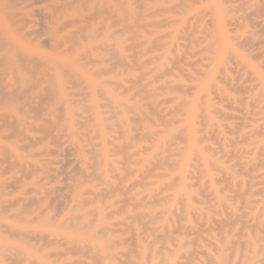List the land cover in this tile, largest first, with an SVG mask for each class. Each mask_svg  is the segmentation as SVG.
Listing matches in <instances>:
<instances>
[{
    "label": "bare ground",
    "instance_id": "6f19581e",
    "mask_svg": "<svg viewBox=\"0 0 264 264\" xmlns=\"http://www.w3.org/2000/svg\"><path fill=\"white\" fill-rule=\"evenodd\" d=\"M158 1L160 2L162 0ZM131 2V0H0V133H4L1 134L0 140L8 139L10 141V139H12L16 141L18 144V146H16L17 151L22 153L20 156L23 161L22 166H20L22 168V171H20L22 178L20 177L21 180H17L22 182V179H30L38 189L37 192L34 193V198L29 200V204L22 205L19 210H26L25 214H27V210L30 212V210L33 209L39 221V230L34 235L35 240L31 241V238L28 239L24 237L25 234H21V238L30 240V242L36 241L40 245L49 248L48 258L51 260L47 262V264H264V196L261 195L263 198L261 197L262 199L258 202L250 201L249 203L245 201L246 199H241L243 195L246 194H236L235 196L244 201L240 203V205H242V208L240 207L241 209H248L246 206L248 204L255 205V207L248 209L249 212L245 213V210L243 212L239 210L240 208L238 209V207L233 206L230 203L231 201L228 202L220 197L218 190L213 188V183L211 181V201L215 208V212H211L212 214L214 213V216L212 217V214L204 213L203 209H197L191 204L195 199L192 198L191 200L189 192L194 185L189 184L188 181L191 179V172H193L190 171L193 167L192 158L195 154L199 153V151H197L195 134L191 130L195 121L194 110L186 113L187 117L185 122L190 120L189 123L191 124L187 126L186 133L183 131L182 133L180 129L170 130L167 133L164 131L150 132V134L147 135L148 137L145 136L146 133L141 137L135 136L138 135L136 133L133 136L138 137L140 140L138 138H132L134 140L141 141L146 137V141L149 142L148 139L150 137L156 139L155 145L152 148L133 152L134 144L130 143L132 142L131 134L136 131V129L134 130L131 124L135 122L142 124L146 121L150 124V121H154L150 117L152 116L151 112L160 111L159 109H155L161 105L157 106L155 103L153 105H148L145 103L150 107L146 110L144 108L145 104L137 105V108L130 104L133 96L125 100L119 98L132 91L130 87L126 86L128 84H130V86L132 85L133 89H135L142 88V86L146 88L145 85L153 83L149 80L151 83L147 82L145 85L141 84V79L147 77V75H149L148 72H145L146 70L144 71V69H140L141 72L139 76L134 74V71L138 72V70L133 68L135 65L133 64V59L129 61L126 60L127 57L125 58L123 55L124 49L121 40L118 39L119 32L132 36L131 34H136L141 32L142 29L144 31L147 28L142 25L143 17L141 14H138L137 11H134ZM134 2L135 1H133V3ZM138 2H140V0ZM188 2H190L188 4H190L191 8L192 2L189 0ZM223 2H225V0H223ZM226 2L230 1L227 0ZM179 3L180 5L183 4L181 2ZM37 5L40 6L37 7V10H34V7ZM135 5L136 3L134 6ZM182 7L180 6V8ZM186 7L188 6L186 5ZM135 9L141 11L140 8H136V6ZM173 9L174 8H172V10ZM162 12L168 11L163 10ZM35 15L38 20L33 21L32 18H34ZM151 17L152 15L150 18ZM201 19L204 20V18ZM241 19V21H244V18ZM200 21H198V23ZM210 22L212 21L210 20ZM164 23L163 21V23L160 24ZM171 23L173 22H166L165 24L172 26L176 25V23ZM212 24L213 23H211V26ZM206 26L208 27L207 23ZM206 26L205 29L207 28ZM257 26L258 25H256V27ZM143 27L146 28L144 29ZM116 28L120 29L119 32ZM210 28L209 24V28L207 29L209 30ZM254 35L252 33V36ZM216 37L215 35L214 38ZM134 38L136 39L137 37ZM129 40L131 39L129 38ZM129 40L127 39L126 41L129 42ZM157 40H159L160 43L162 41L159 38ZM157 40L153 42H157ZM217 42L218 40L215 41V43ZM154 44L156 47L159 45L158 43ZM195 44L197 43L195 42ZM262 44H260V46ZM214 46H218V44ZM152 47L153 46H151V48ZM165 47L163 48L165 49ZM211 47L210 45V48ZM132 49L134 48H131V50L127 49L126 52L134 51ZM149 49L148 51H150ZM166 49L169 50V48ZM172 50L171 54L174 52L172 57L174 56V59L177 61L175 48ZM211 50L212 48L208 51L210 52ZM166 52L168 53V51ZM144 55L145 54H142V56ZM134 57H136V55ZM159 58L161 59V57ZM138 59L139 58H136V60ZM156 59L158 60V58ZM181 60L183 59L181 58ZM169 61L172 64V58ZM145 63L147 64L148 61H145ZM150 63L149 61V64ZM173 63L176 64V62ZM177 63L176 65L178 68L179 60ZM180 64L182 65L183 63L181 62ZM138 66H141V63H139ZM148 66L145 67L147 68ZM117 68H122V70L115 71ZM222 71H219V75H221V73L222 75L224 74ZM163 73L162 75L167 76L169 72L166 74ZM230 73L235 74V72ZM108 76L112 78L104 79ZM197 76H199L198 73ZM202 76L199 77L201 78ZM223 76L225 77V75ZM157 77L158 76H156V78ZM218 79L220 80V78ZM218 79H216V81ZM258 81L261 85V81ZM145 88L142 89L144 90ZM175 88L173 90L170 88V90L174 92ZM233 90H231V92H234ZM150 91L152 93V90ZM238 91L240 92V89ZM135 92L139 93L137 90H135ZM136 93L135 95L138 96ZM144 95L147 96L146 94ZM187 95H189V93ZM149 97L152 98V94ZM141 98L139 100L144 99ZM258 98H260V101L259 99L257 102L255 100L254 104L256 102L263 105L261 119L263 123L260 128L264 131V90H262V94L260 92ZM145 99L143 101H147ZM170 101L169 103H172L175 100ZM179 105H181V103ZM181 106L176 108L179 110ZM184 106L185 104L183 102L182 107ZM206 106L209 107L210 104L208 103ZM135 109L139 111V114L134 115V113H132ZM3 110L7 112H2ZM174 111L177 112V110ZM174 111L171 113H174ZM160 113L157 115L160 116ZM129 114L134 116L129 117ZM155 115L156 114H153V116ZM202 115L200 114V117H202ZM159 116L156 118L161 122L163 117L159 119ZM184 116L182 115V117ZM205 116L206 115H204V117ZM200 117H198V119L203 120L204 117ZM205 118L204 122L206 121ZM241 120L243 121V119ZM179 121H172V124L176 125ZM162 122L164 123V121ZM251 122H253V120ZM168 124L167 122V125ZM197 124L198 123H196V126ZM138 126L140 125L138 124ZM138 126L135 125V127ZM141 128L146 130L144 126H141ZM164 128L166 127L164 126ZM252 135H247V137H251ZM176 140L183 142L182 146H176L175 144V148L172 150V154L175 155L176 158L170 159L172 156L168 155L170 153V151H168L169 145L167 146L166 144V149L168 150L165 154L169 152L167 156L171 157L169 159L165 157V161L163 162H166V164H163V162L161 164L162 166L164 165L171 168L172 174L153 176V172H150L152 170L148 169L149 173L147 171L144 172L146 179L152 178L159 180L168 178L169 180L166 182L165 189L166 187L169 189V194L159 199L153 198L157 203H155L153 199H146V196L143 199L136 195H132V197L125 199L130 192H128L127 195H125L126 193H121V196L125 195L124 198H120V194L117 195L119 192L117 190L118 185L115 186L114 179H121L122 173L119 172L117 174L116 171L113 170H116L115 166L117 164L119 165L118 162H120V160L124 166L125 164L123 161L127 162L134 157L138 158L137 155L143 154V151L144 153L145 151L153 152L160 145ZM243 141H245V139ZM257 144L263 146L264 150V134L262 140L259 143L257 141ZM170 146H173V144H170ZM37 147L39 148L36 149ZM159 149L161 150V146ZM71 152L78 156L76 165L71 171V175L69 174L71 179L74 180L73 186L68 187V185L66 186V184H64V187H66L64 190L62 189L63 192L68 187V193L66 192V194H70L67 200L66 198L64 199L66 200V206L63 205L66 207H64L65 212L61 214L58 211L61 215L57 213L52 215L49 213V209L52 210L50 207H52V202L55 204V198L53 199L54 201L52 200L49 203V206L47 199L50 193L51 195L52 193H56L55 191L51 192L52 189L51 191L46 190L49 192L46 193L45 185L42 181L53 178L51 177V173L54 172V170L51 166L54 165L55 162L52 158L60 157L63 154H70ZM261 153H259V155H261ZM6 154V147L0 145V163L4 160L3 164L7 163L8 166V160L13 157H6ZM249 154L248 156H255V152L252 154L250 151ZM20 156L14 157L15 162L21 159ZM65 157L62 156L60 158ZM240 157L242 158V156ZM257 157V160H259L260 157ZM262 157L264 160V154ZM67 158L65 159L67 160ZM253 158L255 157L246 160L249 163L254 160ZM152 159H154V157ZM239 159L237 160L239 161ZM139 161L140 160H138V162ZM200 161L193 162L197 163V165L198 162H200L201 166H208L210 164L212 168L210 161L203 157L200 158ZM15 162L13 165L11 164V166L9 164V168L6 167L11 171L14 170L13 167L15 166ZM58 163H56L57 166L62 162ZM71 163L73 164V162ZM127 163L126 166L128 165V167H130L131 162ZM243 165L244 164L241 166ZM133 166H137V164ZM151 166L153 167V165ZM201 166L198 165V167ZM239 166L240 165L235 167ZM246 166L247 165H245V167ZM17 167L19 166L16 165L14 168L17 169ZM62 167L64 168L65 166ZM62 167H59L57 171L60 168L62 169ZM7 168H5L4 172H8L6 171L8 170ZM61 169L60 171L63 170ZM124 170H126L125 166L122 171L124 172ZM249 170L248 172H250ZM128 171L129 170L125 172ZM198 171L200 172L199 175L204 173L199 169ZM125 172L124 175L126 174ZM22 173L28 178L26 176L23 178L24 176ZM113 173H115V175ZM135 173L136 172H134V174ZM130 175L132 176L133 174H129V176ZM144 176L140 175V181L136 182V184L143 183V185L146 186V184H144L146 180L143 182L145 179ZM70 177H66L67 180L63 177L65 179L64 181H68ZM124 178L126 177H123V179ZM92 180L93 182L96 180L95 184L98 181L99 184H93L90 188L83 187L86 182H92ZM122 180L119 181L122 182ZM198 180L201 181V179ZM227 180L229 181V178L226 179V181ZM18 181L16 183H19ZM121 182L120 184H122ZM16 183L6 184L7 188L13 189ZM248 183L250 185V182ZM154 184L155 183H153V185ZM122 185L121 187L124 188ZM149 185L152 184H148L146 187H149ZM249 185L247 187H250ZM233 186L238 187L239 185L233 184ZM1 187L0 185V188ZM136 187H140L141 189L145 188H142L139 184L138 186L136 185ZM136 187L134 185L133 189ZM69 188H72V190H69ZM118 188L123 191V188ZM130 188L131 187H129V189ZM127 189L128 188H126L125 192H127ZM160 190L164 192L161 188ZM29 191L24 195L34 192L33 190H31L32 192ZM262 191H264V189L261 190V192ZM0 192H2V190ZM246 192L248 193V191ZM258 193L256 191V194ZM156 195L158 196V192ZM246 196L250 197L251 195L249 194ZM238 198H236V200ZM208 199H210V197H208ZM204 200L206 201V198H204ZM204 200H202V203H204ZM18 202L19 201L13 202L12 204L9 203V206L5 208L4 204L0 201V214L5 213L4 209L8 210L7 208L9 207L17 206L18 204L16 203ZM196 202L197 200H195V204H199L201 201L199 203ZM158 203L163 204V208L161 210L153 209L152 207L156 206L155 204L158 205ZM202 203L201 205H203ZM206 204L210 206V203L208 204L205 202V206H207ZM57 205L61 204L57 203ZM205 206L203 208H205ZM138 210H141V212H137ZM238 210L240 213L242 211L244 214H237ZM215 216L218 217L215 218ZM17 217L19 216H16V220H18ZM19 218L22 219L21 216ZM191 218L204 220V222L201 220L200 223L194 222L200 224L198 228L202 232H198V228L191 222ZM35 221L36 220L32 221V223H35ZM0 229L3 230L2 232L0 231V238L4 233L8 234V232H11L8 227L0 226ZM18 233L14 232L12 235H8L12 239L17 238V236H12L19 235L20 233ZM198 233H205L206 236H199ZM36 242L34 243L38 244ZM5 248L6 247L0 245V264H3ZM18 257L15 256V259ZM23 260L18 261L17 259V261H12L19 263L23 262ZM7 261L12 262L9 259Z\"/></svg>",
    "mask_w": 264,
    "mask_h": 264
},
{
    "label": "rangeland",
    "instance_id": "374dc122",
    "mask_svg": "<svg viewBox=\"0 0 264 264\" xmlns=\"http://www.w3.org/2000/svg\"><path fill=\"white\" fill-rule=\"evenodd\" d=\"M131 1H132L131 2L132 8L134 9V11H137L138 14H141L143 17L142 25L147 27V28L143 27L144 29L146 28L144 31L142 29V31L145 33V35L142 31L138 32L136 34L134 33L135 36H134V34H131L132 36L137 37L135 39L134 37H132L128 34H125V33L123 34V32H119L120 29L116 28V30H118V32H119V34H118L119 38L118 39L121 40L122 47L124 49L123 55L125 58L127 57L126 60L129 61L130 59L131 60L133 59V64H135L133 66V68L138 70V72L134 71V74L139 76L140 72H141L140 69H144V71L146 70L145 72H148L149 75H147V77H144L143 79H141L142 80L141 84L145 85V84H147V82L148 83L150 82L149 80H151V82H153V83L150 82L151 83L150 85H148V84L145 85L146 88L142 86V88H145L144 89L145 91L140 86L139 87L141 88V90H140V88L133 89V86L132 85L130 86V84H128L126 86L130 87L132 89V91L128 92L127 94H124V96H120L119 98L121 100H125L126 98H128V97L131 98V96H133L130 104L134 107L136 106L135 108L138 107L137 105H144L145 103H147L148 105H153L154 103L157 104V106L161 105L155 109V110L159 109L160 111H153L154 113L151 112L152 116H150V117L154 121H150V122L152 124L154 123L155 125L154 124L152 125L151 123L149 124L148 121H146L142 124L138 123V122L131 124V127L134 128V130L136 129V131L133 132L134 134L133 133L131 134V139L132 138L137 139L138 137L143 136L145 133H146L145 136H147L148 134H150V132H155V131H164L165 133H167L170 130L180 129L181 132L183 131L186 133L187 126L191 125L189 123L190 120L188 122H185L186 117H187L186 113L194 110L195 121H194V125L192 126L191 130L195 134V138L197 140L196 141L197 149H198L197 151H199V153L195 154L192 158V166L193 167L190 169V171H193L194 173L191 172L192 173L191 179L188 182H189V184L194 185L191 188V191L189 192L191 195V200H192V198H194L195 200H197L198 203L200 201L201 202L199 204H195V200H193V202L191 203L193 205V207H195L197 209H203L204 213L212 214L213 211L215 212V208H214L212 201H211L212 200V196H211L212 191L210 190V188H211L210 182L211 181L213 183V188L218 190L220 197L224 198L228 202L231 201L230 203L233 206L238 207V209L240 207L242 208V205H240V203L244 199H246L245 201H248L249 203H250V201L251 202L260 201L263 198L262 196H264V191L261 192V190L264 189V160L262 157L264 154V150H263V146L257 144V141L259 143L262 140L263 134H264V131L262 130V128H260L261 124L263 123L261 120L262 119V113H263V109H262L263 105L261 103L258 104L256 102L258 99L260 101V98H258V96H259L260 92L262 94V90H264V34H263L264 33V29H263L264 28V0H236V1L235 0H228L230 2H226L227 0H225L226 3L223 2V0H203V1L202 0H194V1L189 0L192 2L191 4L193 7L191 6V8H190V4H188V3H190V2H188V0H184V1L183 0H167V1L162 0L160 2L158 0H156L157 2L155 0H147V1L146 0L145 1L140 0V2H138L139 0H137L138 3L136 2V0H131ZM133 1H135V2L133 3ZM153 1L155 2V4ZM179 2L183 3L182 5H183L184 9H183L182 5H180ZM135 3H136V5H135L136 8H140L141 11H138V9H135V6H134ZM248 3H249V5H248ZM179 5L182 8H180ZM186 5L189 8L186 7ZM39 6L40 5H37L36 7H34V10H37V7H39ZM172 8H174V9L172 10ZM163 10L164 11L166 10L168 12L163 13L162 12ZM229 11H230V14H229ZM150 14L152 15L151 18H150V16H151ZM201 18H204V20ZM241 18H244V21H241L242 20ZM200 19H201V21H200ZM32 20L33 21L38 20L37 16L35 15V17L32 18ZM197 20L200 21L201 23L200 22L198 23ZM210 20L212 22H210ZM163 21L165 23L166 22H168V23L173 22L171 24L176 23V25L172 26V25L165 24V23L160 24V23H163ZM207 21H209V22H207ZM156 23H158V24H156ZM206 23L208 24V27L206 26ZM211 23H213L212 26H211ZM249 23H250V25H249ZM209 24L211 27L210 29L213 28L212 30L207 29V28H209ZM255 24L258 26L256 27ZM149 26H151V27H149ZM158 26H160L161 28ZM205 26L207 27L206 29H205ZM36 29H37V27H36ZM210 31H211V34H210ZM252 33H253V35L255 33V35H254L255 37L252 36ZM168 35H169V37H168ZM215 35L217 36L216 38H214ZM163 37H164V39H163ZM129 38L133 41L129 40ZM158 38L162 40L161 43L159 40H157ZM246 38H248V39H246ZM127 39L129 40V42L126 41ZM154 40L155 41L157 40V42H153ZM196 40H199V41H196ZM217 40L219 43L218 42L215 43V41H217ZM262 41H263V44H262ZM195 42L197 44H195ZM251 42H252V44H251ZM154 43H158L159 44L158 47H156V45ZM167 43H169V44H167ZM248 43H249V45H248ZM258 43L262 44L261 45L262 48H261L260 44H258ZM143 44H144V46H143ZM165 44H166V47H165ZM209 44L212 46L211 48L213 50V51L212 50L210 51L211 53L208 51L211 49ZM215 44L216 45L218 44V46H214ZM151 46H153V47L151 48ZM253 46H255L256 48ZM127 47H130V48H127ZM163 47H165V49ZM131 48H134V49H132L134 51L126 52L127 49L131 50ZM166 48H169V50H167ZM173 48H175V56L177 58V61L179 60L178 68L176 65V64H178L177 61L174 59V56L172 57L174 52L171 54V52L173 51L172 50ZM148 49L150 51H148ZM159 49H161V50H159ZM215 49H217V50H215ZM166 51H168V53ZM149 52H151V53H149ZM160 52H161V54H160ZM165 53H167V54H165ZM142 54H145V55L142 56ZM146 54H148V55H146ZM196 54H199V55H196ZM214 54H215V56H214ZM135 55H136V57H134ZM158 56L161 57V59ZM257 56H259V57H257ZM136 58H139V59L136 60ZM156 58H158V60ZM171 58H172L173 62H176V64L173 63L172 61H171L172 64L170 63L169 60H171ZM181 58L183 60H181ZM208 58H209V61H208ZM202 60H205V61H202ZM134 61H136V62H134ZM145 61H148V63L146 64ZM149 61L152 64L151 63L149 64ZM180 61L183 63L182 65L180 64L181 63ZM62 62H64V61H62ZM226 62H227V64H226ZM139 63H141V66H138ZM142 64H144L145 66H148V65L149 66L146 68ZM164 66H166V67H164ZM222 68H223V71H222ZM121 70H122V68L121 69L120 68L115 69V71H121ZM152 70H154V71H152ZM229 70H230V72H235V74L230 73ZM194 71L197 72L199 76H202V75L203 76L200 78L199 76H197V73H195ZM219 71L224 72L223 75H225V77L222 75V73H221V75H219V73H220ZM149 72H151V73H149ZM167 72H169L171 74H169ZM162 73L163 74L167 73V76L162 75ZM173 74H174V76H173ZM156 76H158V77L156 78ZM110 78H112V77L108 76V77H105L104 79H110ZM218 78H220V80ZM192 79L194 82L192 81ZM216 79H218V80L216 81ZM223 79H225V80H223ZM258 80L261 81V85H260V82ZM229 81H230V83H229ZM225 84H229V85H225ZM178 86H180V87H178ZM169 87L172 90L176 87L175 91L172 92V90H170ZM234 87L236 89L237 88L238 89L236 90ZM168 88H169V90H168ZM239 89H240V92H242V93H240L238 91ZM135 90H137V92L139 91V93H136ZM150 90H152V93ZM181 90L183 93L181 92ZM231 90H233L234 92H231ZM245 90H246V92H245ZM157 91H158V93H157ZM235 91H238V92H235ZM148 92L152 94V98L149 97V96H151V94H149ZM135 93L138 94L139 97L136 96ZM188 93H189V95H187ZM144 94H146L147 96H145ZM140 98L141 99L147 98V99H145L147 101H143L144 99L139 100ZM200 99H201V101H200ZM222 99H224V100H222ZM170 100H172V101L175 100V101L172 103H169V102H171ZM255 100H256V102L254 104ZM166 101H168V102H166ZM202 101H203V103H202ZM183 102L185 104V106H184L185 108L182 107ZM180 103L182 106L179 105ZM208 103L210 104L209 107L206 106ZM147 104H145V107H144L146 110H148L150 108ZM178 106L179 107L181 106V108H179V110L177 109ZM174 107L175 108L177 107V108L175 109ZM163 109H164V111H163ZM174 110H177V112ZM214 110H216V111H214ZM173 111H174V113H171ZM2 112H7V111L3 110ZM132 113H134V115H137V114H139V111L137 109H135V111H133ZM159 113L161 114L160 116L157 115ZM131 114H129V117L134 116ZM153 114H156V115L153 116ZM184 114H185V116H184ZM200 114L201 115L203 114L202 117H204V115H206L205 116L206 118L204 117L206 120L205 122H204V118H203V120L198 119V117H200ZM223 114H224V116H223ZM241 114H243V115H241ZM182 115L184 117H182ZM252 115H254L256 117H254ZM157 116H159L158 117L159 119H160V117L161 118L163 117L161 119V122H160V120H157V118H156ZM164 116H166V117H164ZM226 116H227V118H226ZM202 117H200V118H202ZM228 119L229 120L231 119V120L229 121ZM241 119H243V121ZM177 120L178 121L184 120V121H182V122L179 121L178 124L175 123L176 125L172 124V121L176 122ZM250 120L251 121L253 120V122H251ZM162 121H164V123ZM254 121H255V123H254ZM167 122L169 123L168 124L169 126L167 125ZM162 123L164 124V126L166 128H164ZM196 123H198L200 127L198 126V124L196 126ZM235 123H236V126H235ZM134 124L137 126L139 124L140 126H138V127H140V128L135 127ZM213 125H214V127H213ZM141 126L142 127L144 126V128H146V130L148 132L145 129H142ZM237 128H239V129H237ZM184 129H185V131H184ZM219 132H220V134H219ZM136 133L138 135H135ZM202 133H203V135H202ZM1 134H4V133H0V136H1ZM261 134H262V136H261ZM133 135L138 136V137H135ZM247 135H249V136L252 135V136L247 137ZM150 138L148 139V141L150 143L146 141V137L144 138L145 141L143 139H142L143 141L142 140L138 141L136 139L135 140L132 139V142H130V143L134 144L133 152L138 151V150L142 151V150H145L147 148H152L155 145L154 143H155L156 138H151V140H150ZM246 138H248V139H246ZM244 139H245V141H243ZM136 141H138V142H136ZM135 142H136V145H135ZM200 142H202V143H200ZM166 144H167V146L169 145V148H168L169 150L166 149ZM170 144L171 145L173 144L174 147L170 146ZM175 144H176V146L177 145L182 146L183 142L178 141V140L173 141V142L169 141L168 143H165L164 145H160L162 151L159 149L160 148V146H159L153 152L145 151V153H144V151H143L142 153L145 155L139 154V155H137L138 158L134 157L130 161H127V162H131L133 165L137 164V166H133L130 163L131 166L128 167V165L126 166L127 162L123 161V163L125 164L124 166L126 167V170H124V172L129 170L128 172H125L126 173L125 175H124V172L122 171L124 169V166L121 163L122 161L121 160H120V162L117 161L119 163V165L117 164L115 166L116 170H113V171H116L117 174L119 172L122 173L121 179H117V178H116L117 180L114 179V183L116 184L115 186L118 185L117 190L119 192L117 191L118 192L117 195L120 194L119 195L120 198H124L125 195H127V193L130 192L126 196L125 199L132 197V195H134V196L136 195L137 197H139V198L141 197L143 199L146 196V199L150 200L153 198L159 199L160 197L169 194V192H170L169 189L167 187H166L167 190L165 189L166 182L169 180L168 178H163V179H159V180L152 179V178L146 179V177L144 176L145 175L144 172L147 171L149 173V170H152L150 172H153V176L172 174L171 168L166 167L164 165L162 166L161 164L163 161H165V157H167L168 159L171 156L172 157L170 159L176 158V156L172 154V150L175 148ZM0 145L1 146L4 145L6 147V150H7L6 157L7 156L13 157V158H10V160H8V162H9L8 166H9V164H10V166H11V164L13 165V163L15 162V158H14L15 156L17 157V156L22 155V153L17 151L16 146H18V144L16 143V141H14L12 139H10V141L8 139L0 140ZM38 148L39 147H37L36 149H38ZM167 150L170 151V153L169 152H167V153H169L168 155H171V156H167V153L165 154V152ZM250 151L252 152V154L255 152V156H253V155L248 156ZM160 152H161V155H160ZM259 153H261V155H259ZM67 155H70V156H67ZM62 156L63 157L66 156L65 158L68 157L67 160L65 158H60ZM62 156L52 158V159H54L55 164L58 162L59 163L62 162L60 164L58 163L59 164L58 166H57V164L56 165L54 164L51 166V168L54 170V172H52L53 174L51 173V177H53V178H50L49 180H43L42 181V183L45 185L44 186L45 191L46 190L51 191V189H52L51 192L55 191V193H56V194L52 193V195L50 193L49 198L47 197L48 198L47 199L48 206H49V203L55 198L54 199L55 204H54V202H52L54 205L51 203L52 207H50V208L52 210L49 209V213L52 215H55L56 213L62 214L65 212L64 209L66 208L65 207L66 206L65 205L66 200H67L68 195H70V194H66V192L68 193V190H67L68 187L73 186V182H74V180L71 179L70 175H71V171L73 170L74 166L76 165V161L78 159V156L76 154H74L73 152H71L70 154L69 153L63 154ZM240 156H242L243 159ZM257 156L260 157L259 160H257V158H258ZM153 157H154V159H152ZM194 157L199 158V159H195ZM201 157L210 161L212 164V168L210 167V164L208 166H201L200 165V162H201L200 158ZM252 157H255V158H253L254 160H252L248 163L246 159H248V158L250 159ZM20 158H21L20 160L15 162L14 167H16V165L19 167L22 166V164H23L22 157L20 156ZM167 158H166V160L168 161ZM6 159H9V158H6ZM237 159H239L240 162ZM138 160H140V161L138 162ZM3 161H1L2 163H0V166H1L0 167V177H1L0 178V185L2 186L0 188V191L2 190V192H0V201L4 204L5 208L9 206V203L12 204L13 202H17V201H19V202L16 203V204H18L17 206L11 207V208L9 207V208H7L8 210L4 209L5 213L0 214V226L1 227H8L11 231V232H8V234H10V235H12L14 232L20 233V234L18 233L19 235L12 236V237L17 236V238H12V239L9 237V235L7 233H4L1 236L0 245H2L3 247H6L5 252L3 254V264H11V263H13V264H19V263L20 264H47V262H50V260H51L48 258L49 248H46L43 245H40L36 241H34V242H36L38 244H35L34 242H30V240L22 239L20 236L21 234H25L24 237H27L28 239L31 238V241H32V240H35L34 235L39 230V221L37 220V215L34 213L33 209H31L30 212H29V210H27V214H25L26 210L25 211L19 210V208L22 207V205L29 204V200L34 198V196H35L34 193L37 192V190H38L37 186L34 185L30 179H27V180L22 179V182L20 181L21 182L20 183L18 180L19 179L21 180V178H22V176L20 174V171H22V168L17 167V169H15L13 167L14 170L11 171L8 169L9 167L7 166V163L3 164L4 163ZM134 161H135V163H134ZM193 161L194 162L200 161V162H198V165L201 167H198L197 163H194ZM237 161H238L237 164L240 165L239 167H235V166H238L236 164ZM71 162H73V164ZM149 163H151V164H149ZM70 164H72V165H70ZM120 164H121V166H120ZM163 164H166V162H163ZM242 164H244V165L241 166ZM66 165H69V166H66ZM151 165H153V167ZM245 165H247V166L245 167ZM62 166H65V167L63 168ZM59 167H62L63 170L60 168L62 171H60V169L57 171V169ZM5 168L8 169V170H6L8 172H4ZM198 169L204 173L199 175L200 172L198 171ZM141 170H143V171H141ZM248 170L250 172H248ZM56 171H57V173H56ZM134 172H136V173L134 174ZM3 173H4V175H3ZM127 173H128V175H127ZM56 174H58V175H56ZM113 174L115 175V173H113ZM129 174H133V175L132 176L130 175L131 176L130 177ZM147 174H146V176H147ZM66 175H68V176H66ZM140 175L144 176L145 179L143 180V182H145V180H146V182L144 183V184H146V186L148 184H152V185H149V187H146L143 185V183H138L142 188H144V187L145 188L141 189L140 187H136V185L138 186V184H136V182L140 181V178H139ZM23 176H24L23 178H25L26 175L23 174ZM128 176H129V178H128ZM63 177L64 178L70 177V178L68 181H64L65 179ZM123 177H126L127 179L126 178L123 179ZM149 177H152V176H149ZM228 178H229V181L228 180L226 181V179H228ZM51 179H53L54 181ZM198 179H201V181ZM16 180L20 184L16 183L17 182ZM66 180H67V178H66ZM119 180H122V182ZM63 181H64V183H63ZM95 181L96 180H94V182H93V180H92L93 183L91 181L86 182L83 185V187L84 188H90V186L93 184L94 185L99 184L98 181L95 184ZM120 182L123 185L120 184ZM206 182H207V184H206ZM248 182H250V185ZM11 183H16V184L14 185L13 189L9 188V187H8L9 188L8 189L7 185H9ZM153 183H155V184L153 185ZM239 183L240 184L242 183V184L240 185ZM64 184H66V186L68 185V187L65 191L62 192V189L64 190V188L66 187V186L64 187ZM133 184L136 187L135 189H133L134 188ZM233 184L239 185V186L234 187ZM121 185L124 186V188L121 187ZM132 185H133V188H132ZM248 185L250 187L251 186L252 187L251 188L247 187ZM10 186H12V185H10ZM118 187L123 188V191L119 190ZM129 187H131V188L129 189ZM57 188H59V189H57ZM126 188H128L127 192H125ZM160 188L162 190H164V192L161 191ZM5 190H7V191H5ZM29 190L30 191L33 190L34 192L31 194L27 193V195H24ZM69 190H72V188L71 189L69 188ZM245 190L248 191V193ZM48 191H46V193H49ZM237 191H239V192H237ZM256 191H257V193L258 192H260V193L256 194ZM157 192H158V196L156 195ZM121 193H123V194L126 193V194L122 195L123 196L122 197ZM240 193H242V194L244 193L246 195L250 194L251 196L248 197L246 195H243V198H241L243 200H241L237 196H235L236 194H240ZM159 194H160V196H159ZM152 196H154V197H152ZM57 197H59V198H57ZM208 197H210V199H208ZM227 197H229V198H227ZM65 198H66V200H64ZM204 198H206V201L204 200ZM236 198H238V199L236 200ZM22 200L24 203L22 202ZM153 200L155 202V199H153ZM202 200H204V203H202ZM208 200H210V201H208ZM205 202H207L208 204L210 203V206L207 204H206L207 206H205ZM57 203L61 204V205H57ZM155 203H157V202H155ZM201 203L203 205H201ZM63 205H65V206H63ZM155 205L156 206L152 207L153 209L161 210L163 208L162 207L163 204H161V203H158V205L157 204H155ZM11 206H13V205H11ZM60 206H62V207H60ZM204 206H205V208H203ZM246 206L248 209L255 207V205L253 206V204L252 205L248 204ZM241 208L239 210H242L243 212L245 210V213L249 212L248 209H241ZM239 210L237 211V214H244V213H242V211L240 213ZM58 211H59V213H58ZM22 212H24V213H22ZM137 212H141V210H138ZM61 214H59V215H61ZM213 214L211 215L212 217L214 216ZM16 216H19V217L21 216L22 219L17 217L18 220H16ZM217 217L218 216H215V218H217ZM117 218H119V217H117ZM195 219L191 218V222L195 225L196 228H198L200 226L199 223L203 219L200 220L199 218H197V219H199L198 221H196L197 219L196 220ZM34 220H36L35 223L34 222L32 223V221H34ZM194 222H199V223H194ZM202 222H204V220ZM0 231L2 232L3 230L0 229ZM199 231L202 232L198 228V232ZM198 234H199V236H206L205 233H201V234L198 233ZM26 235H28V236H26ZM23 242H25V243H23ZM41 247L42 248L44 247L43 248L44 250ZM40 249H42V250H40ZM15 256H17V257L19 256V257L15 259ZM45 256H47V257H45ZM6 258H8L11 261L12 260L17 261V259H18V261L19 260L21 261V260H23V258H24V260H23V262L16 263L13 261L12 262L7 261L8 259H6Z\"/></svg>",
    "mask_w": 264,
    "mask_h": 264
}]
</instances>
